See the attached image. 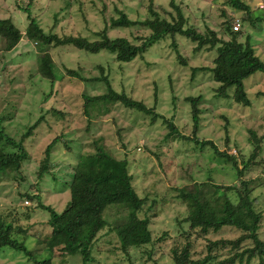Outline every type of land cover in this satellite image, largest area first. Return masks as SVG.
<instances>
[{
    "label": "rangeland",
    "instance_id": "rangeland-1",
    "mask_svg": "<svg viewBox=\"0 0 264 264\" xmlns=\"http://www.w3.org/2000/svg\"><path fill=\"white\" fill-rule=\"evenodd\" d=\"M72 1L73 4L69 6V0H33L31 8L22 10L20 6L24 7L27 0H0V18L11 19L22 33V39L9 51L5 49L4 39L0 37V130L18 140L28 125L44 115L32 134L23 141L28 159L22 163L21 172L15 175L16 178H5L0 173V181L3 180L0 184V213L12 218L15 224H32L26 236L14 233L13 237L24 241L25 246L37 255V259L46 257L45 244L38 242L37 238L49 232L46 224L49 213L38 207L36 200L31 206L27 205L26 198L19 194L26 188L30 187L32 191L37 188L39 202L50 205L57 212L62 211L70 194L65 183L70 179L69 163L74 162L76 154L91 149L86 143L103 137V143L112 155L127 159L133 174L132 184L139 196L148 195L143 211L152 204L151 200L156 201L155 207L149 212L154 216L150 227L155 236L167 231L172 238H167L165 246L164 243L154 244L151 258H147L146 254L141 257L138 250H135L130 260L121 250H113L118 246L117 238L113 231L107 232L106 227L100 232V239L86 264H172L170 248L175 240L184 239L180 229H187V223H178L186 214L185 206L179 200H174L175 192L171 189L186 184L192 188L208 177L216 183L239 184L236 170L219 160L209 146L200 148L193 141L176 138L163 144L167 129L161 119L151 124L149 115L122 105H116L114 110L103 116H98L95 110L89 108L91 116L86 115L82 95L102 94L106 92V86L103 81L86 82L68 76L67 69L75 68L82 76L90 78L101 75L98 65H102L114 89L125 90L149 107L155 105L156 112L172 118L178 130L185 135L191 132L192 119L190 105L183 98L187 95H200L199 106L202 111L197 136L211 139L219 149H226L230 154L241 153L239 159L246 160L252 152L253 146L248 140L249 130H252L257 137H263V152L256 158L258 161L264 158V96L257 94L258 91H264V73L257 71L244 79V86L252 102L244 106L232 99L215 95L214 88L218 84L211 71L198 70L193 73V67L213 66L215 49L202 48L195 51V43L183 36L177 35L176 46L170 45L171 37L162 38L131 62L122 63L114 60L107 51L87 53L72 45L52 46L46 51L34 40L26 38L24 32L29 24L28 14L35 18L45 33L82 36L90 41L99 38L98 32L104 29L111 15H117L115 8L123 10L133 20H143L148 15V0ZM153 1L173 11L169 6L170 0ZM245 1L254 9L255 14H260L264 9L259 7V4L264 5L263 0ZM176 2L182 7L186 24L200 31L206 25L218 29L224 19L220 16L223 6L210 0ZM227 12L234 16L230 8ZM235 13L241 14L238 11ZM243 30L241 41H245L246 34L250 35L254 53L264 62V21L257 27L245 23ZM107 34L111 37L123 36L136 42L141 35H149L150 30L135 25L109 28ZM47 56L54 62L59 75L57 79L62 77L54 85L37 72L39 57ZM181 59L186 62L183 63ZM52 108L69 112L61 118L50 112ZM88 119L91 121L89 131L86 129ZM60 133L64 134L62 140L49 152L51 168L39 178L37 170L45 157L46 145ZM226 137H229L228 144L225 143ZM66 140L72 148L71 152L65 149L63 141ZM242 178L256 187L254 194L259 197V207L264 211V185L261 184L264 183V164L250 166ZM11 209L12 217L5 213ZM27 211L31 215L29 219L23 214ZM124 213L118 205L112 204L106 208L103 217L111 226ZM237 235L238 231L230 227L210 233L212 238H233ZM260 237L264 240V219ZM192 243L194 259L208 253L202 239L192 236ZM225 252L222 250L219 258ZM0 264L35 263L23 252L4 246L0 248ZM52 264L83 263L77 254L71 256L55 250ZM250 264L259 262L253 259Z\"/></svg>",
    "mask_w": 264,
    "mask_h": 264
},
{
    "label": "trees",
    "instance_id": "trees-1",
    "mask_svg": "<svg viewBox=\"0 0 264 264\" xmlns=\"http://www.w3.org/2000/svg\"><path fill=\"white\" fill-rule=\"evenodd\" d=\"M210 2L223 6L220 9V16L224 19L218 29L206 25L200 31L196 27L188 26L182 7L176 0L169 2L173 11L154 3L153 0H148L146 5L148 15L145 19L133 20L123 10L115 8L117 15H111L104 29L98 32L99 38L93 41L82 36H59L56 33H45L31 14L27 15L29 24L24 35L28 40L37 42L42 50L47 51L52 46L72 45L87 53L107 51L114 57V60L121 63L131 62L162 38L171 37L170 45L176 46L177 35L183 36L195 43V51L202 48L215 49L216 56L213 58V66L193 67V73L198 70L211 71L214 81L218 84L214 88L217 97L232 99L237 104L249 106L252 102L243 81L257 71L264 73V62L254 53L250 35L246 34L245 41H241V36L244 34L243 24L247 23L250 27H257L264 21V9L260 14H255L254 9L245 0H210ZM32 4L33 0H27L25 6H20V8L28 10ZM71 4L73 1L69 0V6ZM79 4L82 5V2ZM229 8L231 14H234L233 17L227 12ZM235 11L241 14L236 15ZM236 18H239L241 23V28L237 31L233 30V22ZM135 25L149 29L150 34L141 35L136 42L123 36L111 37L107 34L109 28H127ZM0 37L5 41V49L9 51L22 39V33L11 19L0 18ZM181 60L183 63L186 62L184 59ZM98 68L101 75L90 78L82 76L75 68L67 69L66 75L68 76H75L86 82L103 81L106 86V92L102 94L82 95L84 99L82 106L86 115L91 116L89 108L92 111L95 110L98 116H103L114 110L116 105H122L127 109L149 115L151 124L161 119L167 129L162 139L163 144H167L171 138H176L193 141L195 146L200 148L209 146L219 160L230 164L237 172L239 184L216 183L208 177L192 188L187 187L186 184L171 189L175 192V199H173L179 200L185 206L186 214L178 220V223H187V229L185 227L180 229L184 239L175 240L170 248L172 264H250L253 259H257L259 264H264V240L260 237L264 211L259 207V197L254 194L256 187L251 186L242 178L250 166L264 164V158L259 161L256 159L263 152L261 144L263 137H257L254 131L249 130L248 140L253 146L252 152L248 159H239L241 153L239 155L237 152L230 154L226 149H219L211 139L197 136L202 111L199 106L200 95H187L183 98L190 105L192 119L191 132L185 135L178 130L172 118L156 112L155 105L149 107L143 100L134 98L125 90L114 89L108 79V74L104 73L103 66L98 65ZM55 69L54 62L49 56L39 57L37 72L52 85L62 78L57 79L59 75ZM257 94L264 96V91H258ZM50 112L64 118L69 111L52 108ZM43 118L44 115H40L33 124L28 125L26 132L22 133L18 140L0 130V173H3V177L16 178L15 175L21 172L22 163L28 159L23 141L32 134ZM90 122L88 119L87 131L90 130ZM63 136L64 134L60 133L46 145L45 157L37 170L39 178L48 168H51L50 149L61 141ZM228 140L229 137H226V144ZM103 141V137H98L86 143L91 149L76 154L74 162L69 163L70 179L65 183L69 187L70 194L62 211L57 212L50 205L39 202L37 200L39 195L36 194L37 188L36 191H32L29 187L19 194L22 198H26L27 205L31 206L36 200V205L46 209L49 213L46 220L49 232L37 238L38 242L45 244L47 256L37 259V255L25 246L24 241L13 237L14 233L26 236L30 233L29 229L32 224L28 226L15 224L12 218H7V215L3 213H0V248L7 246L21 251L35 264H52L55 250L71 256L77 254L82 259V263L86 264L100 239V232L106 227H108L107 232L113 231L117 238L118 246L113 250H121L129 259L135 255V250H138L141 257L146 254L147 258H151L154 244L164 243L163 246L166 245L167 238L170 237L168 232L163 231L159 236H155L150 227L154 216L149 212L155 207L156 201L151 200L152 204L143 211L148 195L139 196L132 184L133 174L129 170L127 159H119L112 155ZM63 143L65 149L71 152L72 148L68 141H63ZM10 145L12 147H9ZM2 182L3 180L0 184ZM261 184L264 185V183ZM112 204L118 205V208L125 213L118 222L108 226L103 216L106 208ZM12 212L13 209L5 213H9L8 215L12 217ZM23 214L27 219L31 216L28 211ZM223 227L233 228L238 231V235L233 238L223 236L212 238L210 236V233L218 232ZM192 236L205 242L208 252L205 256L197 259L192 257ZM222 250L226 251L225 255L219 258Z\"/></svg>",
    "mask_w": 264,
    "mask_h": 264
},
{
    "label": "built area",
    "instance_id": "built-area-1",
    "mask_svg": "<svg viewBox=\"0 0 264 264\" xmlns=\"http://www.w3.org/2000/svg\"><path fill=\"white\" fill-rule=\"evenodd\" d=\"M260 7L263 8L264 5L260 4ZM240 26H241V23H240V20L239 19H236L234 22H233V30H239L240 29Z\"/></svg>",
    "mask_w": 264,
    "mask_h": 264
},
{
    "label": "clouds",
    "instance_id": "clouds-1",
    "mask_svg": "<svg viewBox=\"0 0 264 264\" xmlns=\"http://www.w3.org/2000/svg\"><path fill=\"white\" fill-rule=\"evenodd\" d=\"M259 7H260V4H259ZM264 8V7H263Z\"/></svg>",
    "mask_w": 264,
    "mask_h": 264
}]
</instances>
